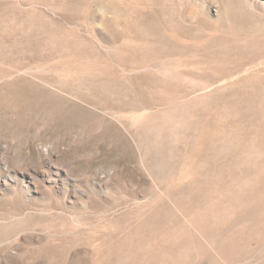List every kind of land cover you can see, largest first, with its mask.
<instances>
[{"label": "rangeland", "instance_id": "obj_1", "mask_svg": "<svg viewBox=\"0 0 264 264\" xmlns=\"http://www.w3.org/2000/svg\"><path fill=\"white\" fill-rule=\"evenodd\" d=\"M0 264H264V0H0Z\"/></svg>", "mask_w": 264, "mask_h": 264}]
</instances>
